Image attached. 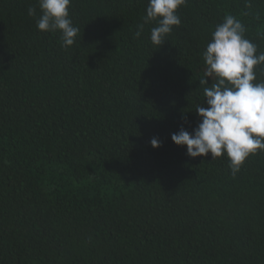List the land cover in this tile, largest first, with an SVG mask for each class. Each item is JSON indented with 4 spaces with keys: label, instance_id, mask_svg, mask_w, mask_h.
<instances>
[{
    "label": "trees",
    "instance_id": "1",
    "mask_svg": "<svg viewBox=\"0 0 264 264\" xmlns=\"http://www.w3.org/2000/svg\"><path fill=\"white\" fill-rule=\"evenodd\" d=\"M148 3L71 0L64 48L37 0H0V264H264V152L233 177L171 140L226 15L264 52V0H187L161 47L135 37Z\"/></svg>",
    "mask_w": 264,
    "mask_h": 264
},
{
    "label": "clouds",
    "instance_id": "2",
    "mask_svg": "<svg viewBox=\"0 0 264 264\" xmlns=\"http://www.w3.org/2000/svg\"><path fill=\"white\" fill-rule=\"evenodd\" d=\"M41 15L36 27L44 33L59 32L62 47L73 46L79 35L69 15L71 0H37ZM187 0H149L143 23L137 25L135 37L139 38L145 25L151 28L150 41L162 46L174 27L181 24L177 10ZM29 16L37 9L29 7ZM244 24L232 15H226L212 33V39L203 52L205 63L204 102L196 112L200 123L189 133L183 128L171 136L178 147H186L190 158L206 157L213 160L226 156L231 175L240 172L247 158L264 152V81L257 78L260 65H264V52L245 37ZM211 86H206L208 80ZM206 102L207 107L204 106ZM153 149L160 147L158 139L151 141Z\"/></svg>",
    "mask_w": 264,
    "mask_h": 264
}]
</instances>
